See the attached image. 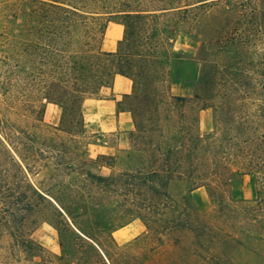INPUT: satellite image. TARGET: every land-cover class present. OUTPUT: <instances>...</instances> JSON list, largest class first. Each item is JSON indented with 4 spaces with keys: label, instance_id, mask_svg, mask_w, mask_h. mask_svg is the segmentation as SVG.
Returning <instances> with one entry per match:
<instances>
[{
    "label": "rangeland",
    "instance_id": "1",
    "mask_svg": "<svg viewBox=\"0 0 264 264\" xmlns=\"http://www.w3.org/2000/svg\"><path fill=\"white\" fill-rule=\"evenodd\" d=\"M30 1L0 0V264H98L93 251L73 238L68 245L76 252L61 254L59 236L68 238L69 230H76L65 208L114 209V198L100 196L90 182L137 168L144 171L147 153L135 138L132 118L129 131L109 137L119 149L113 155L98 153L104 137L85 124L82 103L61 124V107L45 99L55 69L54 49L61 56L71 49L79 52L83 38L78 34L69 46L63 38L58 46L50 40L41 42L36 5ZM226 9L218 4L206 11L196 29L185 33L187 28L180 26L175 33L172 51L179 58L171 68L176 78L159 85L157 115L145 123L162 130L161 140L198 138L199 186L189 191L186 179L168 182L170 207L165 219L206 222L208 234L199 239L188 230L163 233L132 217L112 233L113 243L100 237V247L94 244L106 264H264V239L244 236L248 229L258 230L249 218L264 207V200L259 202L256 196L264 169L256 174L245 170L251 154L259 163L264 161V145L256 146L264 136V44L252 49L254 66L249 75L211 74L208 87L202 79L212 58L209 53L219 55L205 46L203 32L220 29ZM168 94L184 100L171 101ZM93 96L84 95L83 100ZM118 102L122 109L129 106V99L121 97ZM70 125V132L62 129ZM159 133L142 134L140 141L156 142ZM245 204L253 210L244 211ZM109 218L113 225V215ZM18 236L40 249L22 251Z\"/></svg>",
    "mask_w": 264,
    "mask_h": 264
},
{
    "label": "trees",
    "instance_id": "2",
    "mask_svg": "<svg viewBox=\"0 0 264 264\" xmlns=\"http://www.w3.org/2000/svg\"><path fill=\"white\" fill-rule=\"evenodd\" d=\"M36 5L38 19L37 33L41 42L58 46V40L66 39L65 45L74 44V38L80 34L83 38L79 52L68 50L64 56L58 48L54 49V71L50 82L51 91L45 97L48 102L59 105L62 109L61 124L66 121L75 106H80L84 95H96L102 87H109L116 75L131 81V93L122 96L129 99L126 110L131 114L135 129V138L144 146L147 163L144 171L135 169L112 177H96L99 182H90L100 196L114 198L116 206L108 209L104 206H75L65 208L75 229H70L68 238L59 236L61 254L69 256L76 252L68 245L69 238L77 240L83 247L93 251L98 264H106L98 252V238L113 243L112 233L121 228L132 217L145 220L160 232L166 233L175 229L193 231L199 239L207 233L210 224L191 223L188 220L178 223L165 219L170 207V198L166 191L171 180L186 179L190 182L189 191L197 188L202 167L196 166V153L199 148L198 138L183 139L181 136H170L175 144L161 140V129L145 124L150 117L157 115V105L161 102L159 85L167 78L175 79L171 66L179 58L172 51V42L180 26H185L188 33L196 29L206 11L218 4L227 6L220 29L204 30L203 43L213 47L215 54L205 65L204 84L211 85L209 76L229 72L253 71V48L264 44V0H31ZM109 23L120 24L122 37L117 41L113 52L100 49V42ZM98 35V38H96ZM52 36V38H51ZM50 37V38H49ZM44 44V43H43ZM214 54V55H215ZM64 60V61H63ZM264 60V59H262ZM170 66V67H169ZM64 67V71L61 68ZM171 101H183L184 98L167 95ZM145 121V122H144ZM69 128H62L66 132ZM248 127V126H247ZM159 131L160 140L140 141L142 134ZM258 139L256 146L264 145V136ZM254 145L252 138L246 142ZM257 151V150H256ZM255 153V151H253ZM247 162L248 173H258L264 169V161L259 163L252 159ZM205 169V168H203ZM197 172H199L197 174ZM92 178L95 176H91ZM39 199L44 197L37 194ZM259 202L264 200V182H260L256 192ZM243 203V201H241ZM219 209L221 211L220 201ZM244 211L253 209L245 204ZM58 215L61 214L55 210ZM257 214L249 220L258 226V230L248 229L245 238L264 239V207L259 206ZM109 214L113 215V225ZM189 215V214H186ZM258 217V218H257ZM100 231L91 233L92 230ZM208 234V233H207ZM226 237L229 235L225 232ZM16 242L22 251L30 252L40 247L23 236ZM95 244V245H94ZM78 253V252H77Z\"/></svg>",
    "mask_w": 264,
    "mask_h": 264
},
{
    "label": "crops",
    "instance_id": "3",
    "mask_svg": "<svg viewBox=\"0 0 264 264\" xmlns=\"http://www.w3.org/2000/svg\"><path fill=\"white\" fill-rule=\"evenodd\" d=\"M123 28L120 24L110 23L100 42V49L113 52L117 41L121 39ZM131 81L123 76L116 75L109 87H102L93 97L82 101L81 111L85 124L94 126L104 141L99 146L98 153L113 155L119 151L109 143V137L129 131L132 127L131 116L126 110H117V102L124 95L131 93ZM117 139V141H119Z\"/></svg>",
    "mask_w": 264,
    "mask_h": 264
}]
</instances>
